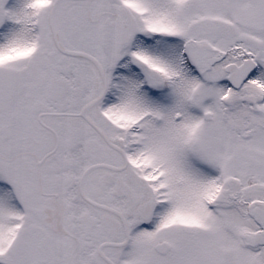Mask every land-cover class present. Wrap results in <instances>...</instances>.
Returning <instances> with one entry per match:
<instances>
[{
  "label": "snow or ice",
  "instance_id": "6c2138e0",
  "mask_svg": "<svg viewBox=\"0 0 264 264\" xmlns=\"http://www.w3.org/2000/svg\"><path fill=\"white\" fill-rule=\"evenodd\" d=\"M0 264H264V0H0Z\"/></svg>",
  "mask_w": 264,
  "mask_h": 264
}]
</instances>
